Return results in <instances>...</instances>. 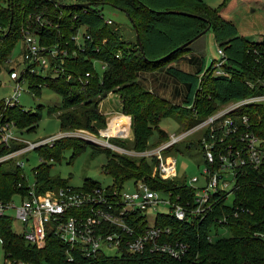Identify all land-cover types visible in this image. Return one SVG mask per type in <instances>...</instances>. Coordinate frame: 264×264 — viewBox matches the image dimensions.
Wrapping results in <instances>:
<instances>
[{"label":"trees","instance_id":"1","mask_svg":"<svg viewBox=\"0 0 264 264\" xmlns=\"http://www.w3.org/2000/svg\"><path fill=\"white\" fill-rule=\"evenodd\" d=\"M103 5L127 15L134 33L132 39L124 38L113 21H105L101 11ZM220 6L211 7L204 0H89L83 4L0 0V68L19 40L21 27L31 26L34 16L40 13L41 19L50 23L39 29L44 36L42 41L58 43L68 54L63 72L54 73L51 69L45 74L25 72L28 91L39 94L41 86L46 85L60 95L58 104L47 106L48 112L57 114L60 127H83L91 131L105 125V118L97 108L99 99L109 90L118 92L121 110L131 116L132 138L112 137L110 140L143 150L155 144V139L168 136L158 127L162 118L172 117L182 128H187L221 104L264 93V33L259 39L239 34L234 22L220 14ZM78 25H84L89 35L82 48L69 40ZM207 30H211L217 47L223 51V73H214V60L194 72L171 65L188 53L189 44ZM93 62L105 63L101 75ZM159 69L186 85L180 102L144 88L138 80L139 73ZM67 71L71 73L69 79L65 77ZM85 71H89V76L80 79ZM41 110L39 104L33 110L13 105L5 112L18 126L30 131L41 117ZM234 113L247 116V126L239 123L240 129L264 139V101L247 102ZM123 118L127 117L111 116L109 125ZM193 143L200 149L199 138L186 141V146ZM85 145L84 139L62 136L50 144L35 147L33 150L40 163L32 169L34 191L101 186L91 179H85L81 186H73L64 178L49 175V161H58L66 148H72L74 155ZM153 162L152 157L106 154L102 170L110 175L112 183L104 188L119 190L128 180L140 179L153 189L171 192L172 199L190 208L194 203V187L186 178L152 175ZM29 188L22 168L10 161L0 164L1 199L27 196ZM231 194L228 202L226 192L215 193L210 209L201 217L187 212L186 218L179 220L171 213L156 214L155 223L169 227L160 240L186 244L187 249L180 258L148 249L134 253L124 248L114 254L98 252L95 256L84 257L76 247L52 234L47 235L42 247H37L12 230L11 218L6 215L0 216L1 245L5 258L25 264H264V162L258 167L241 166ZM129 222L134 229L140 230L147 223L146 215L134 211ZM221 227L227 234L219 233Z\"/></svg>","mask_w":264,"mask_h":264},{"label":"built area","instance_id":"2","mask_svg":"<svg viewBox=\"0 0 264 264\" xmlns=\"http://www.w3.org/2000/svg\"><path fill=\"white\" fill-rule=\"evenodd\" d=\"M54 3L83 4L89 0H50ZM107 23L112 20L105 18ZM50 24L41 19L40 13L34 16L29 24L20 29L21 60L15 65L10 64L8 57L4 64L8 78L14 82L11 94L0 98V164L12 162L23 169L21 155L42 144H50L62 136H75L108 148L117 150L129 156L152 157L154 159L151 174L161 178H174V156H164L172 145L190 137L196 131L200 132V151L202 154L203 180L199 185L193 184L199 179L192 176L186 182L194 187L193 205L189 208L178 200L171 198V192H161L149 187L142 180H135V189L131 192L122 188L106 189L93 186L86 189H74L69 186L48 189L43 193H36L33 183H30L28 195L19 197L14 204L13 197L0 198V216L6 215L5 209L14 210V218L22 225L21 233L27 242L37 247L45 244L48 234H52L76 247L84 257L95 256L98 252H105L106 248L114 249L115 253L124 248L129 252L140 253L148 249L150 252H163L171 258H180L187 247L182 241L170 242L160 240L168 226L155 223L158 212L171 213L176 219L186 218V214L204 215L210 209L214 194L217 192L231 193L235 186L236 172L241 166L258 167L264 162V139L247 129H240L239 123L247 126V116L234 113L238 107L247 102L264 101V93L245 97L241 100L221 104L214 112L199 120L195 124L181 128L179 132L168 134V138L155 146L143 150H134L114 144L111 136L126 139L130 136L129 120L126 129L123 123L106 128L95 133L89 129L77 128L72 132H59L40 140L30 141L19 134L25 128L18 126L15 120L8 118L6 109L18 104V96L26 82L25 72H39L45 74L49 69L54 73L64 71L63 63L68 54L67 49L59 47L58 43H46L39 32L40 27ZM51 26V25H50ZM89 39L84 25H78L69 35V40L78 48ZM219 59L214 60V73H223V51L217 47ZM94 63V62H93ZM17 65V66H16ZM105 63H102V67ZM71 76L66 72V79ZM89 76L85 71L80 78ZM263 81V80H262ZM264 83V81H263ZM28 89V87H27ZM146 215L147 223L140 230L130 224V217L134 211ZM108 254V253H106ZM68 259L71 258L68 256ZM7 264H17L5 258Z\"/></svg>","mask_w":264,"mask_h":264},{"label":"rangeland","instance_id":"3","mask_svg":"<svg viewBox=\"0 0 264 264\" xmlns=\"http://www.w3.org/2000/svg\"><path fill=\"white\" fill-rule=\"evenodd\" d=\"M206 4L211 7H217L219 5L220 14L232 20L236 25L238 32L242 35H246L248 37L257 38L260 34L264 33V0H204ZM102 14L104 18H109L113 21L114 24L118 27L123 37L126 39H132L134 33L132 31L130 21L127 15L119 9H116L109 5H103ZM211 30H208L204 33L202 38V57L204 59V66L207 67L213 60L219 59L220 54L217 52V45L214 43L212 33H209ZM194 42V41H193ZM193 43H190L191 46ZM193 46V45H192ZM21 40H17L15 43L9 58L11 60L10 64L15 65L17 62L21 60ZM9 64H4L0 68V98L4 96H8L11 94L12 85L14 82L8 78L6 73V67ZM17 66V65H16ZM96 67V71L98 75L102 73V63H94ZM160 70V69H159ZM139 80V79H138ZM143 84V83H141ZM22 91L18 96V104L21 105L25 110H33L36 105H42L41 117L35 123L34 129L28 131L25 128L22 132H20V136L24 139L30 141H36L43 139L45 137L54 135L59 132H72L74 129L83 128V127H68L61 128L59 119L57 118V114L55 112H48L47 106L56 105L60 102V95L47 87L46 85H42L39 94L31 93L28 91L26 82L21 83ZM261 102V101H259ZM120 96L118 92L109 90L106 95L99 99L97 108L98 111L105 118V125L99 127L95 133H98V130L105 129L107 124L109 123V119L111 116H126L127 118L120 119L118 123L121 124L122 121L128 119L130 123L129 134L130 136L126 139L132 138L131 133V116L129 114H125L120 108ZM218 108V107H217ZM216 108V109H217ZM215 109V110H216ZM214 112V111H213ZM205 118V117H204ZM203 119V118H202ZM201 120V119H200ZM199 121V120H198ZM197 121V122H198ZM196 123V122H195ZM194 123V124H195ZM127 124V123H126ZM21 126V125H20ZM158 127L166 132V134L170 135L175 132H179L182 128L178 122L172 117H165L160 120L158 123ZM86 129V128H83ZM126 129V128H125ZM200 132L196 131L187 139L180 141L175 144V146L167 152H164V156H174L175 158V170L180 178L189 179L192 176H197L198 181L193 182L195 185H199L202 180V154L198 148V145L193 143L191 146H186V141L194 140L200 137ZM114 138L115 136H111L110 138ZM118 138V137H115ZM168 136L165 138L167 139ZM165 139L157 140L155 144L150 145L149 147L155 146L158 143L162 142ZM87 145H85L84 149L72 155V148H66L60 155V159L58 161H49V175L50 176H59L61 178L66 179L67 183L73 186H81L83 185L85 179H91L102 187H106L112 183V178L110 175L106 174L102 170V165L106 161V154L111 155L114 153L124 154L117 150L108 148L101 144H97L91 141L86 140ZM121 147L132 149L118 143L113 142ZM126 155V154H125ZM129 156V155H128ZM21 160H23V171L28 179L29 183H33L34 177L32 173L33 167L40 163L37 153L32 149L25 152L20 156ZM132 157V156H131ZM136 157V156H134ZM123 189L126 191H133L135 189V183L133 180H128L123 185ZM232 198V194L228 193L227 200L230 202ZM19 201V197L17 195L13 196L14 204H17ZM5 214L13 217L11 221V228L15 232H21L22 225L21 223L14 218V210L11 208L5 209ZM220 234H227V231L224 228H219ZM105 252L108 254H114L115 250L106 248ZM4 250L1 245L0 240V264L5 263ZM17 264H25L18 262Z\"/></svg>","mask_w":264,"mask_h":264},{"label":"crops","instance_id":"4","mask_svg":"<svg viewBox=\"0 0 264 264\" xmlns=\"http://www.w3.org/2000/svg\"><path fill=\"white\" fill-rule=\"evenodd\" d=\"M208 31V30H207ZM205 31L204 33H206ZM203 34L199 35L190 47V51L178 58L177 60L171 62V65L178 67L184 71L194 72L200 68V66H204V59L202 55V38ZM209 33H212L211 31ZM240 34V33H239ZM213 35V34H212ZM242 35V34H241ZM248 37L246 35H243ZM251 39H259L260 35L257 38L248 37ZM214 40V37H213ZM214 43L216 44L215 40ZM205 67V66H204ZM138 79L140 83H143V87L149 90L154 91L158 95L169 99L173 102H180L182 97L186 92V85L175 80L172 76H170L164 70H153V71H144L139 73ZM128 119L121 122L124 127H126Z\"/></svg>","mask_w":264,"mask_h":264},{"label":"water","instance_id":"5","mask_svg":"<svg viewBox=\"0 0 264 264\" xmlns=\"http://www.w3.org/2000/svg\"><path fill=\"white\" fill-rule=\"evenodd\" d=\"M209 28V25H207L206 29ZM204 31V30H203ZM137 41H138V36L136 35ZM194 39V38H193Z\"/></svg>","mask_w":264,"mask_h":264},{"label":"bare ground","instance_id":"6","mask_svg":"<svg viewBox=\"0 0 264 264\" xmlns=\"http://www.w3.org/2000/svg\"><path fill=\"white\" fill-rule=\"evenodd\" d=\"M123 128L125 129L126 127L123 126Z\"/></svg>","mask_w":264,"mask_h":264}]
</instances>
